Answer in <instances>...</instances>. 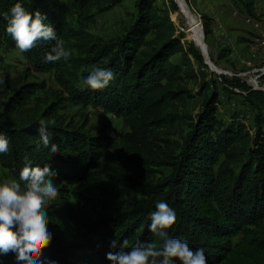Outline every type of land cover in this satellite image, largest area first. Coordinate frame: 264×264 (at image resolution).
I'll return each mask as SVG.
<instances>
[{
    "label": "trees",
    "instance_id": "16d2710c",
    "mask_svg": "<svg viewBox=\"0 0 264 264\" xmlns=\"http://www.w3.org/2000/svg\"><path fill=\"white\" fill-rule=\"evenodd\" d=\"M106 1L64 0L60 5L54 0H0V61L3 47L16 48L5 32V16L17 2L33 14L39 11L71 51L68 61L55 63L45 61L54 41H41L23 52L35 71L52 72L55 88L28 80V70L1 83L0 133L8 138L9 151L0 154V164L16 179L28 161L47 165L59 191L46 210L48 217L64 218L95 237L73 243L53 238L38 264H111L106 254L119 251L123 239L129 247L157 239L148 225L160 201L176 213L169 235L202 248L207 264H264V117L257 112L253 134L238 121L217 118V89L204 80L202 55L192 42H181L184 35L176 34L169 19V11L178 9L173 0L169 9H157L156 0H137L124 34L102 45L87 24L93 9ZM251 3L245 1L249 12ZM204 27L207 34L206 22ZM174 55L180 63L171 60ZM83 63L111 69L114 79L102 90L78 88ZM186 80L199 81L203 88L209 84L212 93L190 121V131L174 139L184 119L181 109L192 98ZM67 99L114 114L128 131L118 138L102 129L86 132L60 112ZM40 119L49 122L50 141L59 145L55 155L41 146ZM160 166L171 171L157 178ZM117 186L139 197L123 201L112 192ZM57 234L62 236V230ZM113 240L116 248L111 247ZM0 264L22 262L9 252L0 253Z\"/></svg>",
    "mask_w": 264,
    "mask_h": 264
},
{
    "label": "rangeland",
    "instance_id": "374dc122",
    "mask_svg": "<svg viewBox=\"0 0 264 264\" xmlns=\"http://www.w3.org/2000/svg\"><path fill=\"white\" fill-rule=\"evenodd\" d=\"M54 1L60 5L64 3V0L63 2ZM173 1L177 5V2ZM245 1L252 2L251 12L246 8ZM136 2L137 0H120L112 4L107 0L101 8L93 9V18L87 24L88 31L102 45L120 38L135 16ZM184 2L201 24L206 54L213 67L206 62L201 50L188 38L182 9H179L177 5L178 9L169 11L168 16L177 29L176 34L184 35L181 42H192L202 55L204 66L201 70L205 75L204 80L210 84L213 82L217 89L215 103L217 118L226 123L238 121L253 134L256 129L257 112L264 117V71L259 70L264 67V0H184ZM155 6L157 9H169L170 0H156ZM234 11H236L235 14ZM204 22H206L207 34L204 32ZM73 26L76 27L75 21ZM1 56L0 80L22 77L28 70L32 73L28 80L44 83L52 88L57 87L51 71H35L31 59L18 49L3 47ZM171 60L180 63L178 55L172 56ZM192 62L196 68V61L192 60ZM91 69L90 64L81 65L77 72L78 88L85 87L83 79ZM184 85L190 90L192 98L181 109L184 119L175 128L172 135L174 139H180L181 134L185 135L190 131V121L194 120L195 115L199 113L204 97L212 93L209 84L203 88L199 81L186 80ZM242 85L249 91L260 93L250 95ZM1 89L0 83V93ZM60 112L66 119L77 122L79 126L82 125L90 134H95L102 129L107 135L118 138L121 133L128 131V127L121 118L98 107L67 99L61 106ZM261 127L264 133V122L261 123ZM238 167L235 169L237 170ZM170 171V167L160 166L156 168V177H165ZM13 178L0 164V181ZM112 192L123 201L139 197L134 190L123 186L114 187ZM47 226L52 239L62 238L65 243L80 242L84 238L95 239L94 236L87 234L64 218H49ZM57 229L62 230V236L57 234Z\"/></svg>",
    "mask_w": 264,
    "mask_h": 264
},
{
    "label": "clouds",
    "instance_id": "9594fccd",
    "mask_svg": "<svg viewBox=\"0 0 264 264\" xmlns=\"http://www.w3.org/2000/svg\"><path fill=\"white\" fill-rule=\"evenodd\" d=\"M5 19V32L21 53L30 51L41 41H54L45 55V61L55 63L69 60L71 51L65 48L62 39L57 38L55 30L44 23L45 17L39 11L33 14L17 2L9 9ZM113 79L111 69L93 67L83 79V84L97 91L104 89ZM0 83L3 81L0 80ZM48 123L44 119L38 121L40 143L55 155L60 148L50 141ZM8 151L9 140L0 133V154ZM53 177L55 173L47 165L41 168L28 161L19 169L18 179L0 181V253L13 252L22 264H38L42 249L52 239L46 210L59 196ZM176 219L173 208L164 201L157 202L148 225L150 233L157 239L136 241L131 247L129 241L123 239L119 251L107 253L106 259L111 264H207V256L202 248L193 249L186 241L169 235ZM111 247H117L116 240L112 241Z\"/></svg>",
    "mask_w": 264,
    "mask_h": 264
},
{
    "label": "bare ground",
    "instance_id": "6f19581e",
    "mask_svg": "<svg viewBox=\"0 0 264 264\" xmlns=\"http://www.w3.org/2000/svg\"><path fill=\"white\" fill-rule=\"evenodd\" d=\"M179 9H182V15L186 20L188 38L198 47L203 54L207 53L206 46L204 44V36L201 24L198 18L191 12L184 0H175ZM213 67V65H212ZM214 70V68H213ZM216 70V69H215Z\"/></svg>",
    "mask_w": 264,
    "mask_h": 264
},
{
    "label": "built area",
    "instance_id": "2783aa9c",
    "mask_svg": "<svg viewBox=\"0 0 264 264\" xmlns=\"http://www.w3.org/2000/svg\"><path fill=\"white\" fill-rule=\"evenodd\" d=\"M233 13L235 14L236 11H234ZM259 70L264 71V67L261 68V69H259ZM221 72H223V73H227V72H225V71H223V70H221ZM230 74H232V75H234V76H239V75H236V74H233V73H230ZM242 75H243V74H242ZM260 88L262 89V87H260ZM263 90H264V89H263Z\"/></svg>",
    "mask_w": 264,
    "mask_h": 264
},
{
    "label": "water",
    "instance_id": "95a60500",
    "mask_svg": "<svg viewBox=\"0 0 264 264\" xmlns=\"http://www.w3.org/2000/svg\"><path fill=\"white\" fill-rule=\"evenodd\" d=\"M202 54H203V53H202ZM203 56L205 57L206 62L212 66L211 62H210L209 59H208L207 54H203Z\"/></svg>",
    "mask_w": 264,
    "mask_h": 264
},
{
    "label": "crops",
    "instance_id": "0c3cea01",
    "mask_svg": "<svg viewBox=\"0 0 264 264\" xmlns=\"http://www.w3.org/2000/svg\"><path fill=\"white\" fill-rule=\"evenodd\" d=\"M211 16V15H210Z\"/></svg>",
    "mask_w": 264,
    "mask_h": 264
}]
</instances>
